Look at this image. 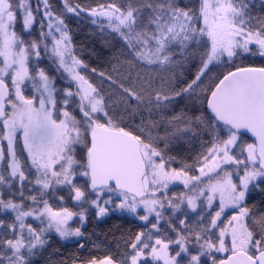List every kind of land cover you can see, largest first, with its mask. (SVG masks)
Here are the masks:
<instances>
[{
	"label": "snow or ice",
	"instance_id": "snow-or-ice-1",
	"mask_svg": "<svg viewBox=\"0 0 264 264\" xmlns=\"http://www.w3.org/2000/svg\"><path fill=\"white\" fill-rule=\"evenodd\" d=\"M0 264H264V0H0Z\"/></svg>",
	"mask_w": 264,
	"mask_h": 264
}]
</instances>
